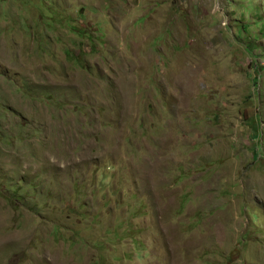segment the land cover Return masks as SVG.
I'll use <instances>...</instances> for the list:
<instances>
[{
  "label": "rangeland",
  "instance_id": "1",
  "mask_svg": "<svg viewBox=\"0 0 264 264\" xmlns=\"http://www.w3.org/2000/svg\"><path fill=\"white\" fill-rule=\"evenodd\" d=\"M0 264H264V0H0Z\"/></svg>",
  "mask_w": 264,
  "mask_h": 264
}]
</instances>
